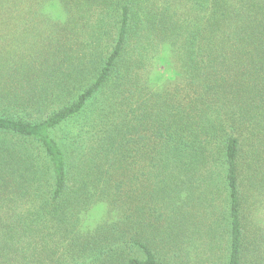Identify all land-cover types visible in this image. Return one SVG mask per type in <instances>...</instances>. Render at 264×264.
<instances>
[{
  "label": "trees",
  "instance_id": "obj_1",
  "mask_svg": "<svg viewBox=\"0 0 264 264\" xmlns=\"http://www.w3.org/2000/svg\"><path fill=\"white\" fill-rule=\"evenodd\" d=\"M0 264H264V0H0Z\"/></svg>",
  "mask_w": 264,
  "mask_h": 264
},
{
  "label": "rangeland",
  "instance_id": "obj_2",
  "mask_svg": "<svg viewBox=\"0 0 264 264\" xmlns=\"http://www.w3.org/2000/svg\"><path fill=\"white\" fill-rule=\"evenodd\" d=\"M75 132H76V124L73 123V124H70L68 126H65L61 129H59L58 131L54 132L53 134L55 137L57 136L58 138H61V136H65V138L69 139ZM199 195L201 196V191H198L197 197ZM194 199H195V194H194V192H192L188 196V200L186 201L187 203H185V204H187V206H185L184 211L191 212V213L195 211L193 214L195 215V218H197V220L206 219V217L203 216L204 215V208L202 210H200V212H199V208H195L193 206L192 201H194ZM185 200H186V198H185ZM214 208L217 209V207L215 205H214ZM208 210L212 214L213 210L212 209H208ZM210 221L212 222V219H210Z\"/></svg>",
  "mask_w": 264,
  "mask_h": 264
}]
</instances>
